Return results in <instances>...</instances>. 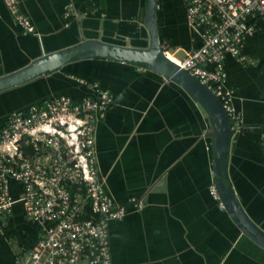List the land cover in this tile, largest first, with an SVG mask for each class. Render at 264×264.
<instances>
[{
	"label": "crops",
	"instance_id": "crops-1",
	"mask_svg": "<svg viewBox=\"0 0 264 264\" xmlns=\"http://www.w3.org/2000/svg\"><path fill=\"white\" fill-rule=\"evenodd\" d=\"M147 1L22 0L36 27V33H24L0 0V76L47 51L77 44L83 36L146 45ZM185 10L183 0L160 2L159 33L169 58L200 47ZM251 23L255 32L243 44L248 64L230 54L225 59L227 85L234 90L242 125L233 130L228 172L241 205L264 229V15ZM92 84L113 98L97 125L99 174L115 202L128 209L123 219L109 221L113 263L264 264V247L243 233L210 193L214 177L207 109L159 72L101 56L68 63L0 91V129L13 111L57 95L77 101L93 90ZM10 192L14 203L0 225V264L25 257L39 236L20 199L21 185L11 181ZM133 197L143 202L141 209L131 203Z\"/></svg>",
	"mask_w": 264,
	"mask_h": 264
},
{
	"label": "built area",
	"instance_id": "built-area-1",
	"mask_svg": "<svg viewBox=\"0 0 264 264\" xmlns=\"http://www.w3.org/2000/svg\"><path fill=\"white\" fill-rule=\"evenodd\" d=\"M3 1L24 33H36L20 0ZM183 2L187 24L201 44L171 60L218 98L232 129L239 131L242 125L233 105L234 90L227 85L225 59L230 54L248 64L243 44L255 32L251 19L264 15V0ZM92 88L95 97L75 101L57 95L13 111L0 129V225L12 211L10 182L15 181L23 190L26 215L39 229L35 246L15 264H114L109 221L123 219L128 209L115 202L99 175L96 129L113 98L97 84ZM209 189L225 209L216 183ZM130 201L137 210L143 207L135 197Z\"/></svg>",
	"mask_w": 264,
	"mask_h": 264
},
{
	"label": "water",
	"instance_id": "water-1",
	"mask_svg": "<svg viewBox=\"0 0 264 264\" xmlns=\"http://www.w3.org/2000/svg\"><path fill=\"white\" fill-rule=\"evenodd\" d=\"M20 1L22 8V0ZM158 16L159 0H148L143 18V23L148 28L146 45L119 44L104 41L98 37L87 38L83 36L77 44L55 51H47L34 58L23 68L0 76V91L56 71L68 63L95 56L143 65L159 72L166 80L179 83L191 94L194 100L199 101L207 109L209 115L207 136L212 139L213 181L220 191L225 210L243 233L264 247V229L246 212L230 182L228 163L233 140L232 122L218 98L209 92L196 77L179 68L166 55L160 38ZM93 90L90 89L89 92H85L81 99L85 96L95 97ZM102 120L103 118L100 119V121Z\"/></svg>",
	"mask_w": 264,
	"mask_h": 264
},
{
	"label": "flooded vegetation",
	"instance_id": "flooded-vegetation-1",
	"mask_svg": "<svg viewBox=\"0 0 264 264\" xmlns=\"http://www.w3.org/2000/svg\"><path fill=\"white\" fill-rule=\"evenodd\" d=\"M160 2H161V0H159V5H160Z\"/></svg>",
	"mask_w": 264,
	"mask_h": 264
}]
</instances>
